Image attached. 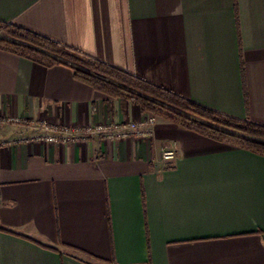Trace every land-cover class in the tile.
<instances>
[{
    "label": "crops",
    "instance_id": "1",
    "mask_svg": "<svg viewBox=\"0 0 264 264\" xmlns=\"http://www.w3.org/2000/svg\"><path fill=\"white\" fill-rule=\"evenodd\" d=\"M0 21L264 126V0H0ZM145 114L0 50V264H264L263 155L161 117L149 143L26 140Z\"/></svg>",
    "mask_w": 264,
    "mask_h": 264
},
{
    "label": "trees",
    "instance_id": "2",
    "mask_svg": "<svg viewBox=\"0 0 264 264\" xmlns=\"http://www.w3.org/2000/svg\"><path fill=\"white\" fill-rule=\"evenodd\" d=\"M0 50L45 66L63 64L95 90L131 101L187 130L264 156V126L227 116L29 29L0 21Z\"/></svg>",
    "mask_w": 264,
    "mask_h": 264
},
{
    "label": "built area",
    "instance_id": "3",
    "mask_svg": "<svg viewBox=\"0 0 264 264\" xmlns=\"http://www.w3.org/2000/svg\"><path fill=\"white\" fill-rule=\"evenodd\" d=\"M157 117L150 113L145 114L141 120L128 121L124 125L114 122L107 124H94L88 126H69L58 125L51 126L46 122H40L36 125L39 130L33 136L27 138L29 142L43 144H61L66 145L74 142L87 141L95 136H100L104 140L119 142L124 139L134 138L141 142L149 143L153 138V126ZM2 121L16 125H27L26 120L19 117H7ZM8 145H12L8 142ZM164 162H174L176 151L174 149H164L161 154Z\"/></svg>",
    "mask_w": 264,
    "mask_h": 264
},
{
    "label": "rangeland",
    "instance_id": "4",
    "mask_svg": "<svg viewBox=\"0 0 264 264\" xmlns=\"http://www.w3.org/2000/svg\"><path fill=\"white\" fill-rule=\"evenodd\" d=\"M1 35V34H0ZM146 114H148V113H146ZM150 114H152V113H150ZM153 115V114H152ZM157 117V116H156Z\"/></svg>",
    "mask_w": 264,
    "mask_h": 264
}]
</instances>
